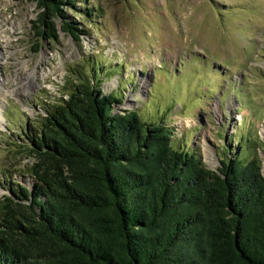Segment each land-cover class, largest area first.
Returning a JSON list of instances; mask_svg holds the SVG:
<instances>
[{
	"label": "trees",
	"instance_id": "1",
	"mask_svg": "<svg viewBox=\"0 0 264 264\" xmlns=\"http://www.w3.org/2000/svg\"><path fill=\"white\" fill-rule=\"evenodd\" d=\"M34 1L36 35L78 39L68 14L77 0ZM94 70L76 71L67 98L46 104L14 142L34 157V182H5L0 264H264V176L252 145L223 147L209 169L174 146L164 120L116 109L120 98Z\"/></svg>",
	"mask_w": 264,
	"mask_h": 264
},
{
	"label": "rangeland",
	"instance_id": "2",
	"mask_svg": "<svg viewBox=\"0 0 264 264\" xmlns=\"http://www.w3.org/2000/svg\"><path fill=\"white\" fill-rule=\"evenodd\" d=\"M36 12L34 0H0V200L11 178L34 182L35 159L14 142L92 69L116 109L164 120L207 168L242 142L264 175V0H77L81 35L51 41L35 34Z\"/></svg>",
	"mask_w": 264,
	"mask_h": 264
},
{
	"label": "water",
	"instance_id": "3",
	"mask_svg": "<svg viewBox=\"0 0 264 264\" xmlns=\"http://www.w3.org/2000/svg\"><path fill=\"white\" fill-rule=\"evenodd\" d=\"M264 176V175H263Z\"/></svg>",
	"mask_w": 264,
	"mask_h": 264
}]
</instances>
